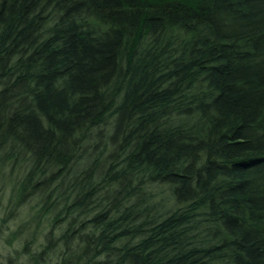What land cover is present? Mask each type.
I'll return each instance as SVG.
<instances>
[{"label":"trees","instance_id":"16d2710c","mask_svg":"<svg viewBox=\"0 0 264 264\" xmlns=\"http://www.w3.org/2000/svg\"><path fill=\"white\" fill-rule=\"evenodd\" d=\"M0 188L21 264H264V0H0Z\"/></svg>","mask_w":264,"mask_h":264},{"label":"rangeland","instance_id":"374dc122","mask_svg":"<svg viewBox=\"0 0 264 264\" xmlns=\"http://www.w3.org/2000/svg\"><path fill=\"white\" fill-rule=\"evenodd\" d=\"M7 192L8 190L0 188V264H21L24 258H16V255L20 253L24 239L22 236L15 237L12 233L17 231L19 223L25 218V210L21 209L19 216L14 220L1 224L7 206ZM7 240H10V244L7 243Z\"/></svg>","mask_w":264,"mask_h":264}]
</instances>
